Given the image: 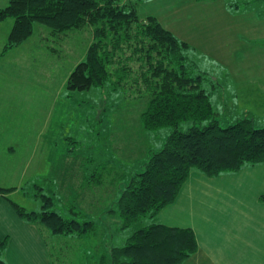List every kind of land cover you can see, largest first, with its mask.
<instances>
[{"label": "rangeland", "instance_id": "1", "mask_svg": "<svg viewBox=\"0 0 264 264\" xmlns=\"http://www.w3.org/2000/svg\"><path fill=\"white\" fill-rule=\"evenodd\" d=\"M232 3L241 9L232 8ZM6 4L0 0V8ZM121 4L135 6L140 20L155 17L189 44L185 53L204 73V83L208 87L212 80L218 83L213 105L220 127L244 117L252 118L255 128L264 127V0H121ZM12 26L10 18L0 22L2 195L27 210L39 211L36 192L45 193L62 210L65 203L76 205L74 215L88 222L89 232L43 236L49 238L54 262L100 264L102 255L103 264H109V249L124 245L131 235V230H121L122 221L111 210L121 190L163 147L170 130L142 127L140 113L149 93L140 77V63L126 58L130 49L109 64L110 77L104 83L97 80L87 91H70L66 86L70 73L95 42L92 26L57 30L35 22L27 38L4 49ZM123 64L130 69L120 78ZM188 126L185 123L182 129ZM196 172L202 181L189 174L182 186H208L205 179L213 177ZM178 195L155 221L189 217L181 214L185 200ZM98 235L104 252H95Z\"/></svg>", "mask_w": 264, "mask_h": 264}, {"label": "trees", "instance_id": "2", "mask_svg": "<svg viewBox=\"0 0 264 264\" xmlns=\"http://www.w3.org/2000/svg\"><path fill=\"white\" fill-rule=\"evenodd\" d=\"M231 6L241 9L238 3ZM8 18L13 26L4 49L27 38L35 22L57 30L92 26L95 42L86 59L70 73L66 83L70 91H87L97 80L104 83L110 77L109 64L120 57L118 54L123 55L124 49L131 51L126 57L129 61L135 58L140 63V77L149 93L140 113L142 127L147 131L168 128L170 132L163 147L151 154L142 171L121 190L111 210L121 219V230L129 229L131 235L124 245L109 249V264H183L198 248L193 230L157 222V214L174 201L194 170L217 177L263 163L264 127L255 128L250 117L220 127L213 105L218 83L212 80L215 83L208 87L204 73L185 53L189 44L178 40L153 16L140 20L133 5L125 6L121 0H8L0 8V22ZM128 69L123 64L119 77ZM185 123L189 126L184 130ZM34 196V201L41 202L39 211L6 199L21 219L47 232L45 236H82L89 232L88 222L74 215L78 213L74 211L76 205L65 203L62 210L45 193L36 192ZM260 200L264 202V193ZM96 238L95 252L103 251L102 238ZM6 242V238L0 239V264H6ZM44 243L50 251L49 238ZM50 258L56 264L51 251ZM104 261L105 257H98L100 264Z\"/></svg>", "mask_w": 264, "mask_h": 264}, {"label": "crops", "instance_id": "3", "mask_svg": "<svg viewBox=\"0 0 264 264\" xmlns=\"http://www.w3.org/2000/svg\"><path fill=\"white\" fill-rule=\"evenodd\" d=\"M198 176L202 175L193 171L189 178L197 177V182ZM205 180L208 186H182L177 197L185 200L181 214L187 212L189 217L159 221L193 230L198 248L183 264H264V202L260 200L264 162ZM45 233L21 219L0 193V239H7L6 264H52Z\"/></svg>", "mask_w": 264, "mask_h": 264}]
</instances>
